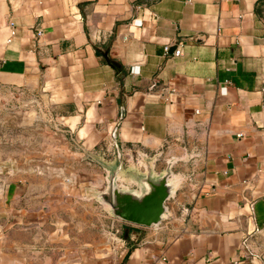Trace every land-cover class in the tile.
Masks as SVG:
<instances>
[{
	"label": "crops",
	"instance_id": "crops-1",
	"mask_svg": "<svg viewBox=\"0 0 264 264\" xmlns=\"http://www.w3.org/2000/svg\"><path fill=\"white\" fill-rule=\"evenodd\" d=\"M0 84L38 90L61 125L37 170L0 167V264H264V0H0ZM114 128L131 163L184 158L156 228L62 218L64 133L111 158Z\"/></svg>",
	"mask_w": 264,
	"mask_h": 264
},
{
	"label": "rangeland",
	"instance_id": "rangeland-1",
	"mask_svg": "<svg viewBox=\"0 0 264 264\" xmlns=\"http://www.w3.org/2000/svg\"><path fill=\"white\" fill-rule=\"evenodd\" d=\"M42 96L38 90H27L10 88L0 84V167L6 169V161L8 159H27L30 161L31 167L37 170L39 160L45 157L44 139L46 129L58 131L60 123L55 119L54 115L44 105ZM71 147L69 153L75 155L76 159L70 161L75 167L73 171H68L63 174L64 180L70 178L74 174V194L77 195L75 203L71 206L75 209V216H70L64 210L62 218L66 221L70 218H75L80 224H85V218L90 215V210L87 207H98L101 212L110 216L93 198H85L86 191L103 190L105 188V170L91 155L96 158H107L102 154L95 152H85L80 147V142L73 135H66ZM28 168V167H27ZM92 171L98 173L103 179L100 185H92L89 176ZM37 180V179H35ZM90 181V182H89ZM112 217V216H110ZM113 218V217H112ZM115 219V218H114Z\"/></svg>",
	"mask_w": 264,
	"mask_h": 264
},
{
	"label": "water",
	"instance_id": "water-1",
	"mask_svg": "<svg viewBox=\"0 0 264 264\" xmlns=\"http://www.w3.org/2000/svg\"><path fill=\"white\" fill-rule=\"evenodd\" d=\"M111 138L112 159L91 155L105 170V188L86 191L85 198L95 199L117 220L142 227H158L170 217L167 202L175 196L181 183V175L174 173L173 165L184 158L166 159L160 170L156 169L160 154H141L140 163L136 160L131 163L124 159L117 143L116 128ZM80 147L88 152L82 145Z\"/></svg>",
	"mask_w": 264,
	"mask_h": 264
},
{
	"label": "built area",
	"instance_id": "built-area-1",
	"mask_svg": "<svg viewBox=\"0 0 264 264\" xmlns=\"http://www.w3.org/2000/svg\"><path fill=\"white\" fill-rule=\"evenodd\" d=\"M9 27H10V36H13V35H14V24H13L12 21L9 22ZM40 33H41V32L38 31V34H40ZM180 52H181L180 49L176 48V49L172 52V54H173V55H179ZM164 53H165V54H169V46H168V45L164 46Z\"/></svg>",
	"mask_w": 264,
	"mask_h": 264
}]
</instances>
